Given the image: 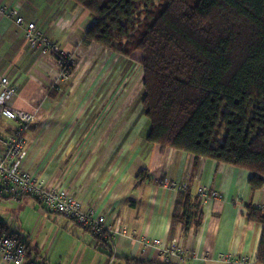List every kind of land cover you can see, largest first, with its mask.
<instances>
[{
  "label": "crops",
  "instance_id": "crops-1",
  "mask_svg": "<svg viewBox=\"0 0 264 264\" xmlns=\"http://www.w3.org/2000/svg\"><path fill=\"white\" fill-rule=\"evenodd\" d=\"M13 6L61 51L75 55L68 81L51 79L53 56L30 49L23 30L2 14ZM92 25L88 13L69 0H0V76L18 84L9 106L35 116L24 136V168L47 187L66 189L83 211L124 228L105 247L70 219L24 197L14 208L34 217L38 228L11 231L1 217L0 223L24 245L25 264H167L152 242L166 246L172 239L185 253L180 264H220L215 261L225 256L256 264L263 227L247 222L246 210H264V185L252 192L245 170L147 143L140 71L135 77L139 55L125 59L98 45L83 48ZM14 128L0 119V135ZM141 171L147 178L137 183ZM182 188L194 196L200 189L219 194L203 205L200 229L186 237L172 226Z\"/></svg>",
  "mask_w": 264,
  "mask_h": 264
},
{
  "label": "trees",
  "instance_id": "trees-1",
  "mask_svg": "<svg viewBox=\"0 0 264 264\" xmlns=\"http://www.w3.org/2000/svg\"><path fill=\"white\" fill-rule=\"evenodd\" d=\"M69 1L93 21L83 48L140 56L147 143L245 170L252 192L263 187L264 0ZM146 178L141 171L135 181ZM202 208L186 188L172 226L183 237L197 232ZM246 220L263 227L256 264H264V210L247 207Z\"/></svg>",
  "mask_w": 264,
  "mask_h": 264
},
{
  "label": "built area",
  "instance_id": "built-area-1",
  "mask_svg": "<svg viewBox=\"0 0 264 264\" xmlns=\"http://www.w3.org/2000/svg\"><path fill=\"white\" fill-rule=\"evenodd\" d=\"M18 6L3 7L2 14L13 20L15 25L23 30L24 40L30 49H42L44 54L53 56V65L48 74L54 82L68 81L77 65L75 55L66 54L40 31L34 21L26 22ZM18 84L15 80L0 76V119L14 123V131L9 135H0V199L7 197L13 201L29 197L34 199L43 210L70 219L81 229L91 234L95 239L109 242L113 236L121 234V226L111 227L106 216L93 210L83 211L81 201L75 199L66 189L56 185L47 187L42 179L36 178L24 168L26 157L25 133L35 121L34 114L23 110H15L9 106L17 95ZM182 188L181 191H185ZM206 204L219 198L216 192L200 189L196 193ZM261 209V208H260ZM157 246L163 260L167 264H180L185 253L178 241L171 240L166 246L159 241L152 242ZM25 247L18 238L0 231V260L3 264H25ZM220 264H249L248 259L237 260L220 257L215 261Z\"/></svg>",
  "mask_w": 264,
  "mask_h": 264
},
{
  "label": "rangeland",
  "instance_id": "rangeland-1",
  "mask_svg": "<svg viewBox=\"0 0 264 264\" xmlns=\"http://www.w3.org/2000/svg\"><path fill=\"white\" fill-rule=\"evenodd\" d=\"M140 57V56H139ZM136 62L138 63V58L136 59ZM138 71H140L141 73V76L140 78L138 77ZM137 74V78H139L142 82H143V79H142V68L141 66L139 67H136V71H135ZM139 80V81H140ZM138 85V84H137ZM142 91H143V88L141 89L140 93L138 96H141L142 94ZM138 100V99H137ZM136 100V101H137ZM141 100V97L140 99L138 100V102ZM17 202L13 201L12 199H9V198H3V199H0V217L2 219H4V223L7 227H9L8 229H10L11 231H13V229L19 225L23 226V227H29L32 229H37L38 227H36V225L38 224V221L37 220H34V217L31 218L30 215L27 216V217H24L22 214H20L19 211H17L15 208H14V205H16ZM36 227V228H35ZM25 231H28L27 229H25ZM23 230L22 228L20 229V233L19 235H23L22 234ZM9 233V232H8ZM11 233V232H10ZM38 233V232H37ZM36 233V234H37ZM17 237V236H16ZM19 238V237H17ZM35 238V236H34ZM41 253H43V251H41ZM40 257H44L42 254H40Z\"/></svg>",
  "mask_w": 264,
  "mask_h": 264
}]
</instances>
